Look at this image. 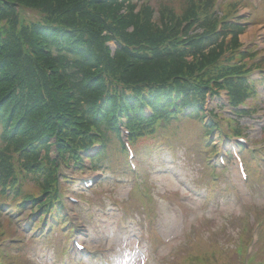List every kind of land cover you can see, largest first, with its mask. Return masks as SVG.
Wrapping results in <instances>:
<instances>
[{
    "label": "trees",
    "instance_id": "obj_1",
    "mask_svg": "<svg viewBox=\"0 0 264 264\" xmlns=\"http://www.w3.org/2000/svg\"><path fill=\"white\" fill-rule=\"evenodd\" d=\"M214 1L183 0L176 10L151 0H0V214L30 201L61 219L60 161L81 162L80 151L100 141L90 159L106 171L120 116L133 138L152 135L177 119L206 117L205 97L222 86L235 111L248 113L239 106L256 96L248 64L257 51L238 50L245 27L231 18L241 1L226 2L222 15ZM226 46L234 50L228 57ZM251 64L264 67V57ZM215 125L206 122V132Z\"/></svg>",
    "mask_w": 264,
    "mask_h": 264
},
{
    "label": "rangeland",
    "instance_id": "obj_2",
    "mask_svg": "<svg viewBox=\"0 0 264 264\" xmlns=\"http://www.w3.org/2000/svg\"><path fill=\"white\" fill-rule=\"evenodd\" d=\"M151 1L152 4L164 1L180 10L183 0ZM259 1L260 8L251 14L240 43L248 47L258 45L256 49L264 50V0ZM246 4L249 7V1ZM109 44L114 48L113 42ZM257 88V112L251 117L244 116L240 122L248 126L246 133L251 143L264 148V143L258 142L264 136V84ZM203 126L198 118L186 117L161 129L153 138L135 142L134 160L137 171L143 177L147 174L149 203L143 202L134 190L124 154L112 142L108 151L111 162L104 179L87 194L93 202L91 210L83 212L71 205L69 209L64 206L67 222L69 225L72 222L76 229L73 236L80 237L89 250L109 249L112 264H196L193 257H202L206 264H239L241 255L236 248L247 237L256 235L258 222L262 238L247 254L252 264L260 261L264 264V165L256 161L252 164L244 152L251 167L249 182L244 184L238 176L233 158L226 166V180L217 170L220 179L213 181L208 163L230 148L234 139L228 141L217 131L211 133L209 138L216 148V153H211L214 145L206 143ZM62 169L65 175H70L65 200L69 195L79 198L80 191H74V185L92 173L87 169L77 171L70 163L62 164ZM24 187L36 193L29 184ZM122 206L127 208L126 215ZM14 207L15 204L6 205L1 211L0 229L5 234L0 247H7L9 256L19 253L15 263L62 264L63 259L67 263L68 254L62 258V249L67 246L69 249L72 243L65 240L70 232L68 226L56 227L45 237L41 232L53 222L52 217L40 216V211L30 213V207L11 212ZM33 235L38 238H32ZM70 264L75 262L70 260ZM82 264L99 263L94 258L85 259Z\"/></svg>",
    "mask_w": 264,
    "mask_h": 264
}]
</instances>
